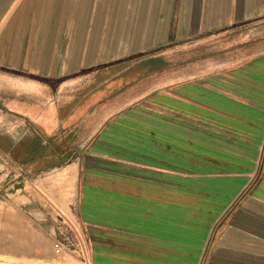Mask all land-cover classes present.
Instances as JSON below:
<instances>
[{"label":"crops","instance_id":"1","mask_svg":"<svg viewBox=\"0 0 264 264\" xmlns=\"http://www.w3.org/2000/svg\"><path fill=\"white\" fill-rule=\"evenodd\" d=\"M103 70L120 91L73 120L69 92ZM0 94L3 134L80 140L36 176L0 150L18 179L0 239L53 244L62 215L93 264H264V0H0Z\"/></svg>","mask_w":264,"mask_h":264},{"label":"rangeland","instance_id":"2","mask_svg":"<svg viewBox=\"0 0 264 264\" xmlns=\"http://www.w3.org/2000/svg\"><path fill=\"white\" fill-rule=\"evenodd\" d=\"M225 45L226 44L224 41H218L216 43L203 45L201 48V55L197 57H193V48H186L185 59L183 58V54H177L175 48H169L170 55L167 58V62L169 63V66H193L199 65L200 63L203 65V63L207 61L210 55H214L216 52L224 51ZM155 60L156 62L153 66H159L160 60ZM145 64L146 63H144V65ZM107 78L108 75H106V70L99 71L97 74H89L88 79L77 86L76 89H73L69 92L70 98H72L73 101L77 103L73 112V120L74 118L76 119L75 116L79 115L81 110L84 111L89 107L91 108L92 105L100 101L101 98L110 90H113L114 87H116V90L118 89V91L115 93H118L120 91L119 86L115 83L103 84V82ZM139 80L143 83V87H145L144 84H147V86H151V82L148 80V76H140ZM4 99L5 98L0 94V104H3ZM81 105L82 109L80 110ZM75 126L76 125L74 124L73 127ZM64 128L65 127L61 124L58 127V131L56 134L59 136V134L61 133V135L63 136L65 134L63 133L64 131H62L64 130ZM0 130L2 129L0 128ZM58 141L59 140L57 139V142ZM4 163L5 161L3 160V157L0 156V165L4 166L5 169H11L9 168L11 166L8 167L4 165ZM4 171L5 170H3V172ZM15 175L16 173L10 172L7 174L4 180L0 181V186H4L9 182L6 186L8 187L6 192L8 195L15 193V185L18 181ZM0 199L6 201V204L12 201L11 197L7 195ZM20 221H22V219H20ZM27 230L28 231L24 234L23 237V243L8 242L5 239H0V264H67V262L61 261L54 255L51 236H49V234L41 235L38 230L36 232L31 228H28Z\"/></svg>","mask_w":264,"mask_h":264},{"label":"trees","instance_id":"3","mask_svg":"<svg viewBox=\"0 0 264 264\" xmlns=\"http://www.w3.org/2000/svg\"><path fill=\"white\" fill-rule=\"evenodd\" d=\"M77 133L75 131L70 133L67 130L69 138H66L61 133L59 136L53 134L51 137H45L33 129L26 132L24 137L21 136L22 132L18 131L12 133V136L0 132V150L9 151L6 157L14 166L28 169V172L25 171L26 175L36 176L60 168L76 157L75 146L77 141H80Z\"/></svg>","mask_w":264,"mask_h":264},{"label":"built area","instance_id":"4","mask_svg":"<svg viewBox=\"0 0 264 264\" xmlns=\"http://www.w3.org/2000/svg\"><path fill=\"white\" fill-rule=\"evenodd\" d=\"M52 245L54 255L67 264H92L85 240L73 223L62 215L57 218Z\"/></svg>","mask_w":264,"mask_h":264}]
</instances>
